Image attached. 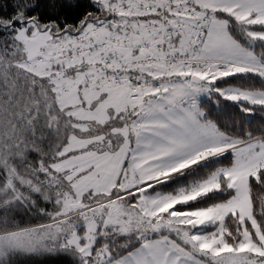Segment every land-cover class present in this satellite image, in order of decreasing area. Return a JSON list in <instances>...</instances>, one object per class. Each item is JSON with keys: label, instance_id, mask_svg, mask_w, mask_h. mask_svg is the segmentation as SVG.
<instances>
[{"label": "snow or ice", "instance_id": "obj_1", "mask_svg": "<svg viewBox=\"0 0 264 264\" xmlns=\"http://www.w3.org/2000/svg\"><path fill=\"white\" fill-rule=\"evenodd\" d=\"M0 264H264V0H0Z\"/></svg>", "mask_w": 264, "mask_h": 264}]
</instances>
